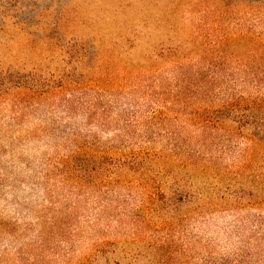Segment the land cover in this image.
<instances>
[{
	"label": "rangeland",
	"instance_id": "obj_1",
	"mask_svg": "<svg viewBox=\"0 0 264 264\" xmlns=\"http://www.w3.org/2000/svg\"><path fill=\"white\" fill-rule=\"evenodd\" d=\"M225 1L0 0V71L65 85L0 98V264H264V136L194 112L255 96L226 78L245 61L204 79L161 56L254 30L256 0ZM85 149L142 168L83 183Z\"/></svg>",
	"mask_w": 264,
	"mask_h": 264
},
{
	"label": "trees",
	"instance_id": "obj_2",
	"mask_svg": "<svg viewBox=\"0 0 264 264\" xmlns=\"http://www.w3.org/2000/svg\"><path fill=\"white\" fill-rule=\"evenodd\" d=\"M217 2L224 8L225 0H217ZM250 3L256 4L258 9L264 10V0H256ZM262 14L264 13H259L254 30L248 28L247 31L231 36L207 33V38L202 43L203 53L195 52L191 42L189 43L191 46L181 42L175 47H168V50L164 52L162 50L161 56H164L163 58L166 62L170 60L171 62L198 63L202 66L204 79L208 76L217 78L221 75L219 70L220 63L226 62L229 58H235L241 62L244 60L245 68L227 74L226 78H229L231 84L237 82L247 84L256 91L255 96L251 94H248V97L242 94L234 95L222 105L204 107L194 112L199 116L201 115L206 121L230 122L236 124L240 130L255 129L257 133H262L264 136V101L258 98V94L264 89V15ZM230 42L242 43L245 46L242 47V51H228L226 45ZM188 46L190 49L186 50ZM21 74L10 70L0 71V98L15 90L28 91L33 95L42 96L45 93L65 88L63 83L52 86L46 79L40 80L32 73H28V75ZM81 152H74L67 156L69 160L66 162L69 164L67 169L69 175L83 183H110L116 179V174L120 171L137 172L142 168V163H136L138 162L135 160L137 155L133 151L125 155L109 154L104 151H98V149L97 151L85 149ZM213 189L217 196L222 192V189L217 186ZM247 193L250 194L252 192L247 190ZM229 194L231 195V193ZM161 197L165 200L166 193L162 192ZM242 197H246V195H242ZM242 197L235 196L239 205L242 204L244 199ZM172 198L173 203L179 202L181 209L184 205L182 196L179 195ZM256 200V204H261L263 201L261 198Z\"/></svg>",
	"mask_w": 264,
	"mask_h": 264
}]
</instances>
